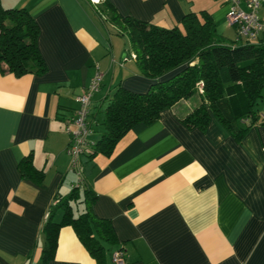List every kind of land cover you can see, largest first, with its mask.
I'll list each match as a JSON object with an SVG mask.
<instances>
[{"label": "crops", "instance_id": "0c3cea01", "mask_svg": "<svg viewBox=\"0 0 264 264\" xmlns=\"http://www.w3.org/2000/svg\"><path fill=\"white\" fill-rule=\"evenodd\" d=\"M0 2L28 9L46 65L40 74L0 70V264L38 259L49 204L74 185L79 196L89 189L91 210L109 220L124 264H264V98L255 104L258 121L240 139L215 117L204 128L184 124L180 117L197 102L188 96L155 119L132 124L108 154L82 151L71 167L65 126L73 127L75 95L92 73L98 70L101 79L88 105V142L98 136L115 84L143 91L152 79L139 72L126 36L93 1ZM109 2L121 15L166 27L181 28L183 13L203 10L218 35L235 38L222 0ZM258 15L264 18V0ZM28 152L42 170L38 179L16 166ZM59 215L57 208L54 218ZM112 249L104 250V264H113ZM47 264L96 261L64 224Z\"/></svg>", "mask_w": 264, "mask_h": 264}, {"label": "trees", "instance_id": "16d2710c", "mask_svg": "<svg viewBox=\"0 0 264 264\" xmlns=\"http://www.w3.org/2000/svg\"><path fill=\"white\" fill-rule=\"evenodd\" d=\"M93 5L116 27V33L126 36L127 49L133 53L139 72L152 80L143 91L113 86L107 94L98 136L83 148L86 154H108L132 124L149 122L163 108L192 94L197 97L196 104L180 117L187 126L204 128L215 117L240 139L248 126L258 121L255 104L264 98V37L255 43L225 40L203 10L199 16L194 11L183 13L179 28L121 15L109 0H96ZM37 34V23L27 8L0 2V70L15 75L44 72ZM16 166L22 176H42L30 152L22 155ZM90 199L89 189L84 188L79 196L74 185L49 204L40 228L43 240L39 256L31 264H47L58 228L64 224L72 227L96 264H104V250L119 248L113 247L116 237L109 220L94 214ZM79 202L82 206L77 209ZM57 208L60 215L55 219Z\"/></svg>", "mask_w": 264, "mask_h": 264}, {"label": "built area", "instance_id": "2783aa9c", "mask_svg": "<svg viewBox=\"0 0 264 264\" xmlns=\"http://www.w3.org/2000/svg\"><path fill=\"white\" fill-rule=\"evenodd\" d=\"M222 1L227 6L225 18L234 27V39L255 43L259 40V37H264V18L258 15L260 0ZM131 56H133L132 52ZM100 79V72L95 70L85 85L75 95L77 106L73 115L68 119L73 124V127L65 126V129L70 133V139L65 149L71 156V167H76L77 157L88 142L86 135L91 130L90 121L87 119L88 105L91 94L99 88ZM110 260L113 264H124L120 248L111 250Z\"/></svg>", "mask_w": 264, "mask_h": 264}, {"label": "rangeland", "instance_id": "374dc122", "mask_svg": "<svg viewBox=\"0 0 264 264\" xmlns=\"http://www.w3.org/2000/svg\"><path fill=\"white\" fill-rule=\"evenodd\" d=\"M234 40L237 41V42H240L239 40H236V39H234ZM190 99L196 100V95L195 94L190 95L189 96V100Z\"/></svg>", "mask_w": 264, "mask_h": 264}]
</instances>
